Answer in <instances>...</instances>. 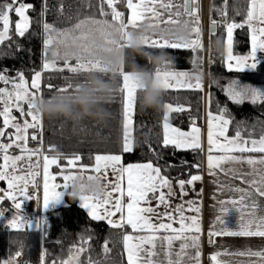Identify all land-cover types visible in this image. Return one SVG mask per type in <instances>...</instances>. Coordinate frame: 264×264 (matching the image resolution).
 I'll list each match as a JSON object with an SVG mask.
<instances>
[{"label":"snow or ice","instance_id":"snow-or-ice-1","mask_svg":"<svg viewBox=\"0 0 264 264\" xmlns=\"http://www.w3.org/2000/svg\"><path fill=\"white\" fill-rule=\"evenodd\" d=\"M120 0H101V4L106 3L111 9L112 21L115 22L109 26L119 25L124 29L128 26L147 20L158 23L161 26L175 25L178 23H186L191 29V39L185 43H172L168 41H160L153 39L149 42L150 47H158L165 49H192L194 52L203 47L201 42L200 27V4L199 0H183L179 6L175 4V0H126V7L130 11L127 23L124 22V14L117 10L116 4ZM225 7L215 9L222 17V23L227 31V47L226 60L229 70L242 71L245 68H256V53L264 51V0H249L247 13L244 24H247L251 34V50L248 56L232 55V36L233 30L243 27V24L228 22ZM183 8V12L179 8ZM33 5L22 3L20 0H12L11 3L0 6V44L10 40V26L12 24L10 13L14 9L18 19L15 22V34L19 37H25L29 33L31 19L28 15L29 9ZM63 6H61V11ZM102 16L108 15L104 7H100ZM165 15L167 18L165 19ZM187 17V19H185ZM91 23L108 24L107 21L92 20ZM218 22L211 21L212 31L215 30ZM76 29L81 27L77 24ZM44 39V62L43 71H63L66 68L73 74L93 71L98 69V63L92 59L89 50L88 39L89 33L81 32L80 35L71 34L70 31H58L53 25L43 24ZM63 38V39H62ZM70 41V42H69ZM57 45L63 46V52L57 48ZM75 60V64L70 61ZM57 61H62L64 68H59ZM42 72L34 73L30 87L24 79L23 73H18L19 82L15 79L10 80L4 73L0 72V82L4 84H13L14 91L7 88H0V103L4 104L3 110L0 111V117H3V128H0V137L5 135V129H15V139H11L10 143H0V153H2L3 163H0V181H7L8 190L0 195V202L5 199L12 202L15 210L13 217L7 221V226L13 229H25L27 221L22 217V205L25 200H32L33 196L30 191V184L36 187V172L33 171L31 163L32 155L38 150L28 149L27 147V130L36 128L41 125L42 117L32 110L30 100L35 95H43L41 88ZM164 89L175 87L193 88L203 90L201 74L195 76V82L189 76L188 72L170 70L163 73L157 72ZM72 83H67L63 87L57 88L48 85L49 92L52 95L57 93H65L71 91ZM34 90V91H33ZM139 89L135 81L124 75L121 77L120 93L122 96V150L123 152H132L134 150V137L132 135L133 116L136 107V96ZM223 92L228 100L234 104L240 105L245 101L255 104L258 101L264 102V91L258 90L248 85H241L237 80H231L227 86L223 87ZM51 95V96H52ZM49 96V97H51ZM209 103L211 102V93L208 94ZM24 104H27V112H25ZM13 105L22 116H30L31 123L25 119L23 125L16 121V117L11 114ZM185 111L183 106H173L171 104L164 105V134L162 139V147L171 146L176 150L191 149L201 150L200 129L193 126L190 132L181 131L179 128L172 127L169 121V115L173 112ZM232 122L226 107L220 108L219 113L213 115L208 113V154L206 156V168L208 175L213 178L216 186L213 193V209L215 212L214 220L209 229V243H215V237H243L264 238V135L257 139L246 140L242 137L238 130L234 137L229 138L226 135L229 124ZM222 138V140H221ZM36 139V135L32 136ZM16 146L21 149L22 153H29L27 159L29 161L28 170L23 175L18 173L24 171L21 168V162L25 160L23 155L12 156L8 154V150ZM150 147L154 155H159ZM214 151L217 154H214ZM246 153H261L259 157L246 155ZM95 165L92 169L81 168L79 170L81 178H85L84 172L91 171L95 175H88L87 179H102L106 177L107 170L111 167L113 172H118L123 179L127 176V188L121 184L108 185L119 196L113 202L112 192L106 191L103 186L102 198H93L88 195L80 196V207L88 210V215L93 220H107L110 226L114 228H122L125 225L130 226L137 235H123V249L126 254L127 264H200V245H201V226L198 216L186 217L184 215L185 205H177L171 208L170 197L175 195L172 182L162 175V169L154 165L152 162L145 164L128 165L124 167L120 165V155H101L95 156ZM80 160L79 156L68 159L69 166H74ZM57 164V157L48 158L45 156L43 162L44 183H43V201L42 207L47 208L51 202L57 201L62 191L60 188L68 189V182L73 179L72 174L63 176L65 183L59 185L49 181L55 177L49 174V165ZM199 169L200 164L193 165ZM200 174L191 175L188 180H178L177 185L180 189L181 198L188 195L186 186H192L197 181H202ZM238 182V183H237ZM167 188V193L163 189ZM202 189L198 195L202 194ZM127 196V203L123 202V198ZM152 200H156V207L151 206ZM39 203V200L37 199ZM188 210L196 213L200 212L199 206L195 201H186ZM111 205V207H109ZM165 210L163 213L157 210L160 207ZM103 209V211H101ZM7 209L0 208V216ZM126 210V215H125ZM120 213L119 221L113 220L112 217ZM235 215L238 217L236 227L229 225V217ZM157 220L167 219L169 223H154L153 218ZM179 223L180 227H173V223ZM178 242V247H177ZM85 249L83 245L77 249L72 257L75 259L80 252ZM191 250V251H190ZM108 242L103 245L105 255L109 252ZM20 252L16 253L19 257ZM222 255H234L241 257H255L246 262L241 261L237 264H264V250H242L235 253L217 252L210 256L212 264H226V262L218 259ZM6 264H14L12 260ZM41 264H44L43 256ZM61 264H70L69 261H61ZM90 264L93 262L90 261Z\"/></svg>","mask_w":264,"mask_h":264},{"label":"trees","instance_id":"trees-1","mask_svg":"<svg viewBox=\"0 0 264 264\" xmlns=\"http://www.w3.org/2000/svg\"><path fill=\"white\" fill-rule=\"evenodd\" d=\"M12 0H0V4L11 3ZM22 3L33 5L28 15L31 19L29 33L25 37L15 34L14 23L17 16L10 13V40L0 44V72L10 80L19 82L18 73H23L24 79L30 82L37 71L42 72L41 88L44 97L39 94L31 98L32 110L40 115V108L58 103L69 102L71 97L87 93L91 98L90 107L93 111L103 112L109 116L104 122L85 119L79 123L65 120L62 117H42L41 125L33 128L37 144L41 153L47 157H57V164L51 168L56 175V181L61 182L62 174L69 171H79L81 168L91 169L95 163V156L120 155L124 165H133L152 162L161 167L162 175L170 181L188 180L191 175L202 173L203 153L201 150H176L172 147H162V116L165 104L183 106L185 111L172 113L173 125L186 129L188 120L200 125L203 116V93L199 90H163L162 109L156 97L160 93L149 87L140 89L136 96V107L133 116L132 135L134 150H122V96L120 93L121 77L125 73H153L160 69L184 72L195 71L202 64V48L195 52L192 49H165L158 47H123L120 51L118 69L93 71L73 74L64 68L63 62L58 61L63 71H43L44 62V31L43 24L53 25L58 31H70L76 35V25L90 26L89 21H107L112 23L111 11L101 0H20ZM249 0H227L226 11L229 22L243 24V27L233 30V54L246 55L251 48L250 30L244 24ZM61 6L63 10L61 11ZM103 6L106 16L100 14ZM225 0H213L211 21L219 15L215 9L224 8ZM117 10L126 15L125 0H120ZM210 21V24H211ZM114 26H110L111 28ZM117 27V38H120ZM207 40V74L208 94L211 93V102L208 110L218 114L219 109L226 107L232 122L228 126L227 135L234 137L239 130L243 138L259 139L264 135V102L255 104L245 101L237 105L228 100L223 92L227 81H245L251 84H264V62L257 65L252 72H232L224 64V43L227 34L219 27ZM114 43L100 41L97 47L90 52L107 50L114 52ZM112 52V53H113ZM105 53H102L105 55ZM107 56L105 58L109 59ZM112 58V57H111ZM73 59L70 63H74ZM99 85L103 91H97L91 85ZM72 83L69 92L52 95L48 85L63 87ZM0 82V86L3 85ZM11 84V83H9ZM7 85L8 87L10 85ZM6 85V84H4ZM11 87V86H10ZM9 87V88H10ZM13 89V88H12ZM11 89V90H12ZM34 91V90H33ZM52 95V96H51ZM51 96V97H49ZM209 102V100H208ZM155 104V109L150 107ZM27 112V104H24ZM18 123L30 116H22L16 109L12 110ZM3 123L0 120V128ZM10 135L8 129L5 135ZM10 137V136H9ZM6 138V137H5ZM10 140V138H6ZM32 140V139H30ZM159 155H154L150 147ZM1 155V153H0ZM79 156L80 160L74 166H69L68 159ZM200 164V168L192 167ZM0 203V208H3ZM41 223V230H15L3 227L0 221V263L18 259L20 264H61L69 261L72 252L81 245L84 251L76 257L77 264H126L123 251V235L130 232L127 227L114 228L103 220H93L80 207L78 198L65 197L64 204L45 212ZM108 242L109 252H103V245ZM20 252L19 257L16 253Z\"/></svg>","mask_w":264,"mask_h":264},{"label":"crops","instance_id":"crops-1","mask_svg":"<svg viewBox=\"0 0 264 264\" xmlns=\"http://www.w3.org/2000/svg\"><path fill=\"white\" fill-rule=\"evenodd\" d=\"M182 3H183V0H175V4L177 6L181 5ZM125 6H126V0H125ZM179 11L183 12V8L180 7ZM129 15H130V11L126 7V15L124 18L125 23H127V19H128ZM166 18H167V16L165 15V19ZM185 19H187V17H185ZM200 27H201V23H200ZM178 32H183L184 34L183 35H176V33H178ZM207 37H208L207 30L204 32L202 27H201V42L203 45V47H202L203 55H202V64L198 68H199V71L201 74L202 85H203V90H199L203 93V116H202V122L200 125L196 124L195 122L194 123H195V126L200 129L201 146L203 149V151H202V153H203V169H202V173L200 175H202L203 179H202V181L195 182V185H194L195 191H193L192 186H186V190L188 192V195L184 196L183 198H181L180 189L177 185V181H171L175 195L170 197L171 208L169 209V211H171L177 205L184 204L185 205L184 215L186 217H192V216H198L199 217L200 226L202 229L201 237H200L201 238L200 264H212L210 256L212 254L217 253V252L223 253V252L227 251V252L235 253L238 251L247 250L249 248L252 250H264V238H260V237H252V238L215 237L214 238L215 243H212V244L209 243L208 233H209L210 225L212 224V222L214 220V216H215V212L213 209V204H214L213 193L215 191L216 186L212 182L213 178L208 175L207 168H206V156L208 154V147H209L208 139H207V137H208V113H209V110H208V104H209V102H208V88H209V84H208V74H207L208 61H207V47H206L207 46L206 45L207 44ZM153 39L160 40V41H168V42L177 43V44L185 43L191 39V29H190V26L186 23H178L175 25L161 26L158 23H153V22L144 20V21H141V22L135 24V26H128L124 29L121 28L120 47H118V48L121 49L123 47H135V46L150 47V46H148L149 42ZM250 44H251V34H250ZM226 47H227V38L225 39V43H224V64H225L226 69L229 70L228 63L226 60V52H225ZM250 50H251V48H250ZM249 53H250V51L246 55H241L240 57L248 56ZM232 55L235 56L233 54V40H232ZM112 58H113V60L111 61L112 62V64H111V62H109L111 59L109 60V59L103 57V54L101 52V53L96 54L94 59L97 63H100V64H102V61H100V60H105L106 63L111 64V67H109V66L104 67V66L99 65L98 69H102V70L118 69V67L114 68L115 63H117V62L119 63L118 55L117 54L113 55ZM115 59H117V62H115L116 61ZM261 62H264V51H257V53H256V67ZM73 64H75V62ZM116 66H119V64H117ZM254 70L255 69L245 68L242 71H235L234 69L229 70V71H232V72H252ZM166 71H170V70L160 69V70H157L153 73L138 72V73H125L124 75L128 76L129 79L135 81L139 90L143 89L145 87H149L150 89L157 90V89H164L160 79L157 76V72L163 73ZM196 71H197V69L195 71L188 72L189 76L192 78L193 82H195ZM165 90H197V89L180 87L177 84L175 87H171V88H168ZM173 113H176V112H173ZM171 115H172V113H170V115H169L168 123L172 127L179 128L181 131H184V132H190V130L193 126V122L189 128L183 129V128H180L178 126L173 125V123L171 121ZM213 115H216V114H213ZM163 116H164V109H163ZM163 116H162V124H161V126H162V139H163V134H164ZM226 135H227V131H226ZM229 138H231V137H229ZM244 139H246V138H244ZM221 140H222V138H221ZM246 140H251V139H246ZM188 150H191V149H188ZM214 154L218 155L219 153H216L214 151ZM246 155H251L253 157H259L262 154L261 153H246ZM44 158H45V155H43L41 153V160L40 161H44ZM48 158H52V157H48ZM141 164H145V163H141ZM94 165H95V163H94ZM120 165H123L124 167L128 166V165H124L122 163V161H120V164L117 165V168H119ZM133 165H135V164H133ZM52 166L53 165H49L48 171H49L50 176L55 177V179L50 180V186L52 183L63 185L65 183V181L63 180V176L66 174L74 175L72 180L79 179V180L84 181V182H92V181L100 182L101 181L103 186H105V190L112 192L113 202L119 196V193L114 191L111 187H107V186L108 185H114V184H121V186L125 189V191L127 188V176H126V174L123 176V179H121L120 174L118 172L114 173L111 167L107 170L106 177H103L101 180L100 179H91V180L87 179L86 177L88 175H95V173H93L91 171L84 172L85 178H81L79 171H69V172L62 174L61 182H57L56 181V175L54 173H52V171H51ZM201 189L203 190L202 194L198 195V193H200ZM57 190L62 191L63 194L61 195V197L57 201L51 202L47 208L42 207L43 193H42L41 197L39 198V203L36 201L33 204L28 203L27 206H26V204H24L23 206L27 210L26 211L27 212V218L38 217L39 221L41 222V221H43L44 214L47 210L63 205L65 197L69 196L68 195L69 190L63 189V188H60ZM102 191H103V188H102ZM163 191L165 193H167L168 190H167V188H165V189H163ZM90 197H92V196H90ZM98 197L102 198V195L98 196ZM77 198H78L79 203H80V197H77ZM93 198H97V197H93ZM190 200L195 201L196 204L199 206V208H200L199 213L188 210V206L185 202L190 201ZM123 202L125 204L127 203V196L126 195L123 198ZM0 203H3V206H4L3 208L7 209L6 210L7 215L5 214L6 218H5V220H3V222H1L2 228L5 226L8 227L6 222H7V220H10L13 217L15 210L13 209L12 204H10V202L7 201L6 199ZM156 203H157L156 200H152L151 206L155 208ZM109 207H111V205H109ZM84 210L88 213L87 209H84ZM164 210L165 209L161 206L157 211L160 213H163ZM101 211H103V209H101ZM125 215H126V210H125ZM112 219L119 221L120 213H116V215L113 216ZM237 220H238V217H235V215L229 217V225L231 227H236ZM103 221L106 222L110 226V224L108 223L107 220H103ZM153 222L154 223H160V222L169 223L171 221H168L167 219L157 220L154 217ZM124 227H127L130 229V232L127 234H133V235L139 234V233H134L130 226L125 225ZM173 227L179 228L180 225L178 222L173 223ZM40 230H41V228H40ZM177 247H178V242H177ZM123 251H124V249H123ZM124 258H125V262L127 264V258H126L125 252H124ZM218 259L226 262V264H237V262H241V261L246 262L250 259H257V258H255V257H251V258L250 257H241V256H234V255H222V256L218 257ZM17 261L19 262V260H17ZM72 264H77V262H74Z\"/></svg>","mask_w":264,"mask_h":264},{"label":"rangeland","instance_id":"rangeland-1","mask_svg":"<svg viewBox=\"0 0 264 264\" xmlns=\"http://www.w3.org/2000/svg\"><path fill=\"white\" fill-rule=\"evenodd\" d=\"M212 1L213 0H208L207 1V8L205 10L206 11V15H205L206 20H204V18L202 17L203 11H204V6L202 4H204L206 1L204 2V0H203V2H202V0H199V4H200V23H201V27H202V29H203L204 32L206 30L208 32V27H209V25H211L210 24V21H211L210 15H211V9H212ZM118 4L119 3L116 4V7H117ZM2 5H4V4H0V6H2ZM110 11H111V9H110ZM13 14H15L14 9H13ZM220 17L221 16L218 15L215 18V20L217 21ZM124 18H125V16H124ZM17 19H18V17H17ZM228 22H229V19H228ZM89 23H90V26L89 27L83 26V28L78 29L76 35L77 36L80 35L81 32L89 33L88 45H89V49L90 50H93L91 48H94L95 49L97 47V42H100V41L108 42L110 44L114 43V45H113L114 46V52L112 51L113 53L110 52V51H108V53H105V52H107V50L97 51V53L96 52H94V53L91 52L92 58L94 59L95 56H96V54L102 52V53H105V55L103 54V57H107L108 55L110 56V57H108L109 60L111 59L109 62H111L113 60V58H114V57L113 58H111V57L113 55H116V54L118 55V57L120 59V57H121L120 51L122 49V48L121 49L118 48V47H120V38H121V28H120V26L119 25H114V28L112 27L110 29V26L109 25L108 26L107 25L104 26V25H100V24L99 25H96V24L91 23V21H89ZM112 23H115V22L112 21ZM13 26H14V30H15V23H14ZM117 27L120 29L119 30V32H120L119 33L120 34V38L119 39H116L117 38V33H118L117 32ZM216 27H218V26H216ZM226 34H227V32H226ZM207 40H208V38H207ZM57 48H59V50L61 52H63V46L62 45H57ZM115 60H116L115 62H117V59H115ZM100 61H102V64L98 63V65H101V66H104V67L105 66L111 67L112 62L110 64V63H106L105 60H100ZM117 64H119V63L118 62L115 63L114 68L118 67V66H116ZM229 82L230 81H227L226 84H225V86H227V84ZM31 83H32V80L30 82H27V84H28L29 87H30ZM238 83L241 84V85H248V86L254 87V88L258 89V90L264 91V84H261V85L251 84V85H249L245 81H243V82L242 81H238ZM7 85H4L3 84V85L0 86V88H7L9 91H14L13 84H9L11 86V87L9 86L10 88ZM32 99H33V97H32ZM3 107H4V104L3 103H0V111L3 110ZM14 109H16V108L13 105L12 110H14ZM12 110H11V114H13L12 113ZM0 120L3 123V117H0ZM31 122L32 121H30V123ZM23 123L24 122H22L20 124L23 125ZM3 127H4V125H3ZM3 127H1V128H3ZM8 129L10 130V135L7 134V135H4L3 137H0V143H5V144L10 143L11 140H6L7 136H8V138H9V136H11V139H15V135H14L15 129L14 128H7V129L4 130L5 133L7 132ZM32 129L33 128H29L27 130V133H26V136H27V147H28V149L38 150L35 155H32V159H31V163L33 165V171L36 172L37 175H35V177H30V180L31 179H34L35 180L36 187H32L31 184H30V188H31L30 191H31V195L33 196V199L32 200H25L24 203H23V205L26 204V206L28 205V203L33 204V203H35L37 201V199L39 200V198L41 197V195L43 193V183H44V172H43V162L44 161H40L41 160V150H40V147L37 144H31L30 143V139H32V136L35 135V132ZM8 154L9 155H12V156L23 155L25 157V160L23 162H21V168L24 171H20L18 169V173L21 174V175H23L24 172H26L28 170L29 161H28L27 157H28L29 153H26V152L25 153H22V151H21L20 148H18L16 146H13L12 148H10L8 150ZM2 155L3 154L1 153V155H0V163H3ZM49 183H50V181H49ZM7 190H8L7 181H0V195H2L3 192H5ZM7 201H9V200H7ZM9 202H10V204H12L11 201H9ZM23 205H22V217H23V219L25 221H27V224H26V227L25 228H27L29 230L39 231L40 228H41L42 221L40 222L39 219H38V217L27 218V212H26L27 210L25 209V207ZM5 214L7 215L6 211H4L3 215L0 216V221L1 222H3V220H5V218H6ZM44 218H45V215L43 217V220H44ZM6 224H7V222H6ZM15 230H22V229H15ZM74 254H75V251L72 252V255L70 257V260H69L70 264H72V263H74V262L77 261L76 258L75 259H72V257L74 256ZM17 260L18 259H15V258L12 259V261L14 262V264H20ZM8 261H10V260H8ZM8 261L1 262L0 264H6V262H8Z\"/></svg>","mask_w":264,"mask_h":264},{"label":"clouds","instance_id":"clouds-1","mask_svg":"<svg viewBox=\"0 0 264 264\" xmlns=\"http://www.w3.org/2000/svg\"><path fill=\"white\" fill-rule=\"evenodd\" d=\"M183 32H178L176 35H183ZM200 71L197 68L196 75H199ZM91 87L95 88L97 91H103V89L95 84L91 85ZM160 93L159 96L156 97V100L160 102V108L162 109V96L163 90L157 89ZM91 98L87 93H82L80 95L71 97L69 102L66 103H58L51 106H45L40 108L41 117H62L65 120L73 121V122H81L85 119H92L97 122H104L108 119L109 116H106L103 112L93 111L90 107ZM153 109H155V104L151 105ZM102 182H84L79 179L71 180L68 184V195L70 198H77L81 195H88L92 197L101 196L103 191Z\"/></svg>","mask_w":264,"mask_h":264},{"label":"built area","instance_id":"built-area-1","mask_svg":"<svg viewBox=\"0 0 264 264\" xmlns=\"http://www.w3.org/2000/svg\"><path fill=\"white\" fill-rule=\"evenodd\" d=\"M206 1V2H205ZM207 1L208 0H204V4H202L203 6H204V11H203V15H202V17L204 18V20H206V18H205V15H206V8H207ZM202 2H203V0H202ZM217 22H218V24H217V26L224 32V33H226L227 31H226V27L224 26V24L222 23V17H220L218 20H217ZM192 125V121L191 120H188L187 122H186V124H185V127L186 128H189L190 126ZM33 142V140H30V143H32Z\"/></svg>","mask_w":264,"mask_h":264},{"label":"water","instance_id":"water-1","mask_svg":"<svg viewBox=\"0 0 264 264\" xmlns=\"http://www.w3.org/2000/svg\"><path fill=\"white\" fill-rule=\"evenodd\" d=\"M215 31H216V27H215V30L214 31H212V25H209V27H208V35L210 36V35H213L214 33H215ZM7 41V40H6ZM5 42V41H4Z\"/></svg>","mask_w":264,"mask_h":264}]
</instances>
